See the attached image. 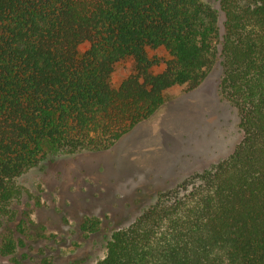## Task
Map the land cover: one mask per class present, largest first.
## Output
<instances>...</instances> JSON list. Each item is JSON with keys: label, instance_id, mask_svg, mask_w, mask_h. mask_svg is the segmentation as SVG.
I'll list each match as a JSON object with an SVG mask.
<instances>
[{"label": "trees", "instance_id": "obj_1", "mask_svg": "<svg viewBox=\"0 0 264 264\" xmlns=\"http://www.w3.org/2000/svg\"><path fill=\"white\" fill-rule=\"evenodd\" d=\"M220 4L223 32L204 0H0V218L49 151L110 148L169 89L200 85L220 50L241 140L159 191L95 264H264V0ZM129 60L133 72L113 85Z\"/></svg>", "mask_w": 264, "mask_h": 264}, {"label": "rangeland", "instance_id": "obj_2", "mask_svg": "<svg viewBox=\"0 0 264 264\" xmlns=\"http://www.w3.org/2000/svg\"><path fill=\"white\" fill-rule=\"evenodd\" d=\"M204 1L218 11L223 32L220 0ZM149 53L171 58L163 49ZM131 72L132 62L124 61L111 82L119 85ZM222 73L219 50L200 85L169 89L166 102L110 148L52 150L21 175L22 192L0 218V264H95L112 234L130 225L159 191L227 156L242 131L222 93ZM88 219L98 222L95 230L83 228ZM8 238L15 249L3 254Z\"/></svg>", "mask_w": 264, "mask_h": 264}]
</instances>
